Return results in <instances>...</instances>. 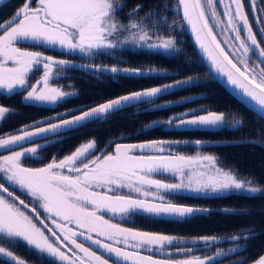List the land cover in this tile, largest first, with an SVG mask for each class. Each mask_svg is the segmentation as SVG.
Segmentation results:
<instances>
[{
	"label": "snow or ice",
	"instance_id": "snow-or-ice-1",
	"mask_svg": "<svg viewBox=\"0 0 264 264\" xmlns=\"http://www.w3.org/2000/svg\"><path fill=\"white\" fill-rule=\"evenodd\" d=\"M122 8L121 0H23L10 18L0 21V94L9 98L21 94L29 106L57 105L77 95L53 83L71 61L21 45L59 46L90 58L112 56L131 45L175 57L182 50L172 33L187 25L211 72L224 77L226 84L264 118V0H176L172 23L155 10L141 16L138 4L128 13L125 24L118 19ZM82 67L101 75L109 73L114 80L166 75L157 67L96 63ZM35 72H42V76L30 83ZM195 81L193 76L172 78L170 83L127 91L0 135V257L6 258L7 264H28L16 251L21 243L38 256L50 258L51 264H222L221 257L246 251L239 242L254 238L252 229L187 241L122 226L133 216L183 222L211 212L174 203L165 194L264 195V187L254 178L222 166L213 155L173 154L170 150L165 154V144L179 143L175 141L116 143L112 152H100L96 140L90 139L63 158L53 156L42 167L26 165L28 160H39L45 148L68 138L69 132L108 123L129 107H166L157 103L163 93ZM14 114L13 107L0 105V127ZM159 123L211 130L239 128L242 122L234 113L203 106L199 112L193 109L154 122ZM165 173L177 182L155 178ZM17 192L29 200L21 199ZM221 211L247 213V209ZM116 217L121 222H113ZM223 239L232 242L227 250L219 246ZM145 251L152 254H142ZM197 251L203 254L197 255ZM233 264H246V260ZM257 264H264V256Z\"/></svg>",
	"mask_w": 264,
	"mask_h": 264
},
{
	"label": "trees",
	"instance_id": "trees-1",
	"mask_svg": "<svg viewBox=\"0 0 264 264\" xmlns=\"http://www.w3.org/2000/svg\"><path fill=\"white\" fill-rule=\"evenodd\" d=\"M176 0H121L123 8L118 12L124 22L128 21V13L138 4L141 5L140 15L149 10L164 13L165 5L175 7ZM23 0H11L0 8V20L10 18L15 8ZM166 13V12H165ZM173 14V12H171ZM170 15V11H169ZM174 15V14H173ZM166 16V15H165ZM168 17V16H167ZM172 18L173 16L170 15ZM176 19V16H174ZM183 42H180L181 53L169 57L161 53L149 51L134 52L131 50L117 53V57L101 55L96 64H119L130 67H157L163 69L166 75L146 78H109L111 74H98L87 71H74L75 76L69 80L76 97L70 98L60 106L49 108L45 106H29L21 94L10 98L5 94L0 96V103L16 109L3 126L0 135L20 128L32 121L48 118L57 112L78 111L81 106L102 102L110 97L134 91L141 88L170 83L172 78L182 79L187 76L196 78L194 84L183 89H174L162 94L157 103L167 105L153 108L150 105L129 107L108 123L89 124L86 128L66 134L68 138L60 143L44 149L47 152L44 162L68 155L81 143L95 139L97 146L104 150L116 143H135L154 140L163 141H201L211 143L202 148L214 155L222 166L237 171L242 176H249L264 187V119L250 111L242 103L232 97L214 78L196 52L185 28L180 32ZM65 54V53H64ZM58 53L59 57L64 56ZM67 55V54H65ZM119 58V59H117ZM72 60H75L72 58ZM83 62V61H81ZM186 97H191L186 100ZM207 106L209 109L234 113L241 120L239 128L224 127L219 130L186 129L167 130L162 126L152 127L155 121H166L174 115L185 111ZM231 121H229V124ZM179 204L193 207L208 208L210 213L197 214L183 222L170 219H149L138 216L130 225L137 229L160 232L183 238H194L203 235L226 237L238 234L243 229H252L254 238L239 243L246 246L238 255L228 260H246L252 264L264 255V195L228 193L218 195L183 196L177 198ZM223 208L247 209L246 214H225ZM226 241L227 239H223ZM231 242H222L220 247L231 246Z\"/></svg>",
	"mask_w": 264,
	"mask_h": 264
},
{
	"label": "rangeland",
	"instance_id": "rangeland-1",
	"mask_svg": "<svg viewBox=\"0 0 264 264\" xmlns=\"http://www.w3.org/2000/svg\"><path fill=\"white\" fill-rule=\"evenodd\" d=\"M1 1V0H0ZM245 2H247V0H245ZM122 4V3H121ZM123 5V4H122ZM218 7V10H219V6ZM121 11V10H118V12ZM169 11H170V15H172L173 17L171 18L170 15H169ZM246 11H247V7H246ZM166 12V13H165ZM171 12H173V14H171ZM121 14V13H119ZM118 14V19L121 20L123 23H128V21L124 22L121 18V16ZM122 15V14H121ZM163 16H165L167 18V22L168 23H172L173 20L175 19L174 16H176V13L173 11V7H170L169 5H167V9H165L164 13H162ZM168 16V17H167ZM9 18V17H8ZM149 23H151V21H149ZM183 30L182 29H178L176 30L175 32L172 33V35H174L177 40L179 41V44L180 42H183V38L180 36L182 33H180L181 31ZM218 31V30H217ZM43 49H52V50H57V51H62L64 52L65 54H68L70 52H68L67 50L65 49H61L59 46H55V47H47V46H43L42 47ZM181 48V47H180ZM127 51V50H131V51H134V52H138V51H149V52H154V53H160V52H157V51H150V50H147V49H136L134 48L133 46L131 45H127L123 48H120L118 50L115 51V53L112 55V57H117V53L118 52H121V51ZM64 54V55H65ZM75 59V61L77 62H80V63H95V60L99 59L97 57H100L101 55L99 56H95V57H86V56H82L80 53L78 52H75V53H70ZM162 54V53H161ZM165 55V54H163ZM105 56H109V55H105ZM168 56V55H166ZM171 57V56H169ZM72 58H70L71 60ZM83 61V62H81ZM74 71H76V69H71V68H64L63 72L61 73V75L58 77V78H54V86H62L64 88L65 91H73L75 92L76 94H78L74 88H73V84L72 83H69V80L71 78H74L75 76V73ZM77 71H81V70H77ZM83 71V70H82ZM88 72V71H87ZM105 74V73H104ZM40 76H42V72H35L30 80V83H34L36 79H38ZM169 91H172V90H169ZM164 94V93H163ZM2 94H0L1 96ZM77 95L73 96V97H70V98H74L76 97ZM23 98V96H22ZM69 98V99H70ZM160 98V97H159ZM26 103V102H24ZM63 103V102H62ZM62 103H59L57 105H39V106H45V107H49V108H55L57 106H60ZM0 105H3L0 103ZM193 110V109H192ZM197 112H199L201 110V108H196L195 109ZM66 112V111H65ZM71 112H76V111H71ZM190 112L189 111H185L183 113H188ZM57 113H64V112H57ZM56 115V113H55ZM180 115V114H179ZM179 115H174L172 117H178ZM53 116V115H52ZM52 116H49V117H52ZM171 117V118H172ZM186 118V117H185ZM41 120H44V119H41ZM39 121V120H38ZM160 122H163V121H160ZM152 127H156V126H162L164 127L165 129L167 130H173V129H176V130H186V129H203V128H193V127H175V126H169L168 124H164V123H159V124H152L151 125ZM224 128V127H222ZM222 128H219V129H222ZM19 129V128H18ZM219 129H211V130H219ZM17 129L13 130V131H10V132H14L16 131ZM203 130H209V129H203ZM8 132V133H10ZM154 141H163V140H154ZM43 141H41L42 143ZM169 142H174V141H169ZM137 143V142H135ZM138 143H141V142H138ZM212 144L208 143V142H202L201 144L197 145L196 144V141H181L179 143H173V144H165V154H167V152L170 150L173 154H176V153H179V154H183V155H197L198 153L199 154H210L206 151H203L202 148H205L206 146H211ZM114 147H107L106 149L102 150L100 149V152H112L114 150ZM100 152L97 153V155L100 154ZM70 154V153H69ZM40 155V159L39 160H28L26 161V165L27 166H30V167H42L44 164H47L49 163L51 160H48L46 162H42V160L45 158V156L47 155V152L46 151H41L39 153ZM212 155V154H210ZM214 156V155H213ZM64 157V156H63ZM63 157H60V158H63ZM60 158H57V159H60ZM155 178L157 179H163L165 180L166 182H177L170 174H163V175H157L155 176ZM0 182H3V181H0ZM124 193H127V189H124L123 190ZM19 194H23L21 192H17ZM258 194V193H257ZM167 196L168 199L172 200L174 203H177L176 201H178L177 198H180V197H183V196H191V197H194V196H198V195H202V194H198V193H194V192H188V191H183L179 194H165ZM26 198H29L25 195ZM110 215V214H109ZM138 217V216H133L132 219L128 222H124L122 224V226L124 227H133L131 226L130 224L131 223H134L135 222V218ZM144 217V216H143ZM106 219L109 218L108 216L105 217ZM155 219H167V218H155ZM113 222H121L120 218L119 217H116L115 220ZM133 228H136V227H133ZM185 240L187 241H191L192 238H184ZM222 242H231L229 240H221L219 244H221ZM232 244V242H231ZM21 245V244H19ZM24 246V245H23ZM187 246L191 247L192 244L189 243ZM232 246V245H231ZM230 246L226 247L225 250H227ZM22 247L20 248H16V251L18 250H21ZM147 252V251H145ZM25 253V252H24ZM197 255H202L203 253L197 251L196 252ZM155 255L157 256H162V254L160 253H156ZM235 254H229L228 258L231 257V256H234ZM264 256V255H263ZM23 258H25L27 261H28V264H43V259L40 258L42 256H38L35 252L33 251H30L29 249H27L26 253L22 256ZM228 258H223L221 257V261H222V264H233V262H239V260H235V261H232L231 260H228ZM260 259V258H259ZM259 259L255 262H253L252 264H257V262L259 261Z\"/></svg>",
	"mask_w": 264,
	"mask_h": 264
},
{
	"label": "water",
	"instance_id": "water-1",
	"mask_svg": "<svg viewBox=\"0 0 264 264\" xmlns=\"http://www.w3.org/2000/svg\"><path fill=\"white\" fill-rule=\"evenodd\" d=\"M185 31L187 32L196 52L198 53V56L200 57V59L202 60V62L204 63V65L207 67L208 71L210 72L211 76H213V78L232 96L234 97L236 100H238L240 103H242L246 108H248L250 111H252L253 113H255L256 115H258L259 117H261L259 114H257V108L253 105H249L247 104L245 101H243L239 95V93L237 91H235L231 86L227 85L225 82V78L224 77H220L218 76V74H215L213 72H211V65L210 63L203 58V54L200 52L198 46L195 43V37L193 35V33L190 31L189 27L187 25H185ZM72 63L70 65L65 66V68H71V69H76V70H83V71H89V72H93L90 69L84 68L82 67V65H85L86 63H80V62H75V61H71ZM59 67V66H58ZM109 74V73H107ZM264 119V118H262Z\"/></svg>",
	"mask_w": 264,
	"mask_h": 264
},
{
	"label": "flooded vegetation",
	"instance_id": "flooded-vegetation-1",
	"mask_svg": "<svg viewBox=\"0 0 264 264\" xmlns=\"http://www.w3.org/2000/svg\"><path fill=\"white\" fill-rule=\"evenodd\" d=\"M11 0H1L0 1V8L3 7L4 5L8 4ZM1 21V20H0ZM22 47H25L27 48L28 50L30 51H40L42 52L44 55H47V56H53L54 58H58V59H66V60H69V61H75V60H70V58H74L70 53H68L67 55H64L62 57H59L58 53H62L64 54V52H60V51H57V50H52V49H43L42 47H32L30 45H27V44H24V45H21ZM40 78V77H39ZM38 78V79H39ZM55 116V114L53 115ZM49 118V117H48ZM46 119V118H45ZM43 143V142H42ZM45 158L42 160V162H44ZM17 195H19L21 197V199H25L26 202L29 200V198H26L24 194H19V193H16ZM177 204H179L178 201H176ZM136 219V218H135ZM21 248V250H18V254L23 256L26 251H27V248L25 246H23V244L21 243V245H17L16 248ZM95 247V246H93ZM25 252V253H24ZM142 254L144 255H150L152 253H149V252H143ZM157 258H162V256H157ZM43 259V264H51V259L50 258H47V257H40ZM0 264H7V261H6V258H3V257H0ZM33 264V263H31ZM56 264H58V262H56Z\"/></svg>",
	"mask_w": 264,
	"mask_h": 264
}]
</instances>
